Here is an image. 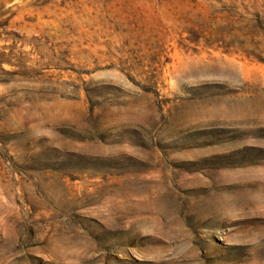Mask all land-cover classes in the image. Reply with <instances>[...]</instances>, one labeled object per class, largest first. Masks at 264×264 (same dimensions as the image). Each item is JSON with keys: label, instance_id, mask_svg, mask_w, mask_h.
<instances>
[{"label": "rangeland", "instance_id": "obj_1", "mask_svg": "<svg viewBox=\"0 0 264 264\" xmlns=\"http://www.w3.org/2000/svg\"><path fill=\"white\" fill-rule=\"evenodd\" d=\"M0 264H264V0H0Z\"/></svg>", "mask_w": 264, "mask_h": 264}]
</instances>
